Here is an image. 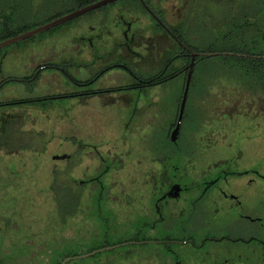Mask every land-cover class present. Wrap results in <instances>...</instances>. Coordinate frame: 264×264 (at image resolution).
Here are the masks:
<instances>
[{
  "label": "rangeland",
  "instance_id": "1",
  "mask_svg": "<svg viewBox=\"0 0 264 264\" xmlns=\"http://www.w3.org/2000/svg\"><path fill=\"white\" fill-rule=\"evenodd\" d=\"M88 1L92 0H19L25 14H21L19 24L34 28L66 12L73 4ZM147 5L161 12L170 24H178L192 50L202 53L230 52L235 47L248 51L250 31H264V0H149ZM130 21L144 33L137 47L147 43V54L152 58L148 63L160 67L163 62L153 59L155 52L166 47L170 56L175 51L173 40L148 29L152 26L151 17L137 0H116L1 47L0 81L8 76L24 80L10 81L0 88V103L71 92L75 87L54 68L43 69L40 78L27 79L36 68L49 62L55 67H64L69 59L83 63L87 55L85 35L91 30L98 32L99 27L112 32L105 30L100 35L108 52L114 38L123 39L122 30ZM243 35L244 42L234 43ZM222 54L202 58V68L195 73L189 90L191 98L179 144L190 148L183 159L186 180L190 182L197 180L195 176L200 172L217 170L228 161L233 162L235 170L258 163L264 173V88L249 82L247 75L250 70L256 79H264V61ZM175 64L181 66L182 62ZM70 69L82 79L90 73L85 67ZM123 77L122 71L108 72L100 86L116 85ZM178 84L179 80L174 79L167 88L152 89L149 114L140 116L120 114L119 106L128 104L124 94L0 106V264H55L57 258L61 260L68 253L90 252L123 239L120 234L128 231V208L146 205V193L156 192L154 185L149 191L146 189L144 172H156L165 163L153 148L145 145V133L151 134L154 142L173 145L166 126L176 120L178 94L170 104L168 96L160 98L154 93ZM143 102L139 100V108ZM164 108H171L166 116ZM130 117L132 120L126 125ZM168 151L176 157L173 149ZM67 152L73 154L72 159L54 158ZM104 169V212L108 217L114 215L122 231H111L107 239L104 231L100 233L102 222L95 214L100 184L90 182ZM82 180L89 183L82 184L78 210L63 217L58 210L57 187L70 182L77 186ZM134 258L126 246H119L67 264L92 263L96 259L100 264H130Z\"/></svg>",
  "mask_w": 264,
  "mask_h": 264
},
{
  "label": "flooded vegetation",
  "instance_id": "2",
  "mask_svg": "<svg viewBox=\"0 0 264 264\" xmlns=\"http://www.w3.org/2000/svg\"><path fill=\"white\" fill-rule=\"evenodd\" d=\"M146 11L152 20V26L148 29L153 33L169 36L175 44L176 61H181L182 53L177 47L178 44H183L177 35L180 33L179 25L170 24L159 11L153 9L151 12L147 7ZM105 30L106 28L99 27L98 32L91 30L85 35L84 44L87 49L84 50L85 53L87 51V55H84L83 63H79L80 60L69 59L64 67L58 66L60 69L57 70L63 71L61 73L64 78L75 87L71 92L58 95L81 99L124 94L128 96V104L119 106V111H122L120 114L140 116L142 113L149 114L153 97L151 94L154 92L152 89L167 88L169 83L173 84V80L178 79V86L154 93L160 98L168 96L169 103L172 104L178 94L181 77L165 74L170 63L169 58L174 57L168 56L166 47L164 50L158 49L153 58L163 64L161 63L160 67H151V63L148 62L152 58L148 57L147 43L143 47H137L144 33L136 23L132 21L127 23L121 33L123 39L113 37L108 52L100 39ZM106 31L112 34L109 29ZM111 56L113 58H109ZM88 59H91L90 62H87ZM44 67L36 68L33 76L27 80L40 78ZM72 67H85L90 73L82 79L76 75L74 69H70ZM118 70L124 73L122 82L100 86L106 73ZM136 99L144 100L143 107H138L139 100ZM163 111L166 116L171 108ZM131 120L130 117L126 125L130 124ZM176 123L177 120L174 123L168 122L166 126L172 147H167L161 140L154 142L152 135L145 133V145L148 144L150 150L153 148L156 155L164 159L165 163L163 168L156 172L150 170L144 172L146 189L149 191L150 186L154 185L156 192L151 190L146 193L143 197L147 200L146 205L140 207L132 205L128 208L129 218L125 219L129 224L128 231L122 232L118 228V221L113 218L114 215L108 217L104 212L105 185L102 177L106 169L90 178V182L98 181L100 184L95 214L102 222L101 235L104 231L107 239L111 231L122 232L123 234H119L123 239L112 246L105 243L90 252L67 254L59 264L69 257L65 264L71 260L82 261L88 255L119 246H126L135 257L130 264H264V173L259 170L258 163L244 170H235L233 162L228 161L217 170L200 172L197 177L195 176L197 180L190 182L186 180L187 173L183 165L184 156L190 153V148L179 144L184 131L183 124L177 139H173ZM146 124L151 125L150 121ZM169 149L175 151V158ZM67 154L69 155L66 158L72 159L73 154L70 152ZM86 181L78 182L77 186H72L70 182L66 185L67 190L77 195ZM234 181L236 185H231ZM88 262L84 261L81 264ZM89 264H100V261L96 259Z\"/></svg>",
  "mask_w": 264,
  "mask_h": 264
},
{
  "label": "trees",
  "instance_id": "3",
  "mask_svg": "<svg viewBox=\"0 0 264 264\" xmlns=\"http://www.w3.org/2000/svg\"><path fill=\"white\" fill-rule=\"evenodd\" d=\"M93 1L96 0H92V1H88V2H79L78 4H73V6L67 10L66 12L60 14L63 15L73 9H76L78 7L84 6L88 3H91ZM147 4H149V0H145ZM137 3L139 4L140 7L143 8V10H146L145 5L143 4V2L141 0H137ZM264 12V9H263ZM21 14L24 16L25 14H23V12L21 11V5L19 3V0H0V41L11 37L19 32L25 31L27 29H29V27H26L24 25H20L19 24V19L21 17ZM58 15V16H60ZM56 16V17H58ZM55 17L48 19L52 20ZM75 19V18H74ZM45 21V22H47ZM252 34L249 36V39L247 40L248 44H251V49H249L248 51L245 50H241L238 49L237 47L229 49L230 52L232 53H226V54H222L225 56H237L240 58H245V59H251V60H255V61H264V31L258 29L257 31H250ZM230 33L225 34L224 36H228ZM178 37L181 39L183 44H178L177 47H179V51L182 53L181 54V62L182 65L178 66L175 64L176 62V56L174 55L176 52H173L171 54V56L174 57H170V63L169 66L165 72V74H172L173 76L177 75L179 77H181V87L178 89V101H177V115L179 113L180 110V105H181V101H182V95H183V91L185 88V84H186V80H187V75H188V70H189V64L191 61V52L187 47L191 48V50L193 49V47L183 39V36L178 33L177 34ZM224 36H221L222 38ZM243 36L239 37V40H234V43H237L239 41L244 42ZM199 52V51H197ZM210 52H213V50H210ZM215 55L213 54H198L195 58V63H194V69H193V74H192V79H191V85H190V90L193 84V81L195 79V73H197L198 71H200V69L202 68V66H200V61L202 60V58H207V57H211ZM217 55V54H216ZM47 65V66H46ZM45 66L44 68H56V69H60L59 67H55L51 65V62L47 63V64H43L41 66H39L38 68L40 69L41 67ZM43 68V69H44ZM198 70V71H197ZM63 73V71H61ZM254 71H248L247 75L251 78V81L249 82H253L256 84H262L263 88H264V79L262 78V80H258L256 79L253 75H254ZM32 75H30L28 78L32 77ZM174 78V77H173ZM23 81L24 78H19L18 76H8L7 78L3 79L0 81V88L4 87L8 82L13 81ZM35 79V78H34ZM33 80V79H32ZM239 83V82H238ZM240 84V83H239ZM251 84V83H250ZM241 85V84H240ZM242 87V85H241ZM252 90V89H251ZM72 95H70L71 97ZM69 97L67 95H53V96H49L47 98H40V97H33V98H14L11 101L8 102H2L0 103V106H7V105H20L22 103H34L37 102L38 100H53V99H61V98H66ZM190 91H189V95H188V99H187V104L190 101ZM186 104V106H187ZM187 113V107L185 109L184 112V117L183 120L186 116ZM176 120H177V116H176ZM175 120V122H176ZM183 122V121H182ZM19 148H21V146H19ZM56 180L58 182L59 178L56 177ZM60 185V183L56 186ZM57 191H56V196H57V202H58V210L60 215L67 216L68 213L71 214H75L76 211L78 210V201H79V194L76 195V193H69V191L67 190V186L63 185V187H57ZM65 219V218H64ZM69 254V253H68ZM4 260V259H3ZM60 263V259H56L55 260V264H59Z\"/></svg>",
  "mask_w": 264,
  "mask_h": 264
},
{
  "label": "water",
  "instance_id": "4",
  "mask_svg": "<svg viewBox=\"0 0 264 264\" xmlns=\"http://www.w3.org/2000/svg\"><path fill=\"white\" fill-rule=\"evenodd\" d=\"M116 0H96V1H93L91 3H88L84 6H81V7H78L76 9H73L63 15H60L58 17H55L54 19L52 20H49L43 24H40L34 28H30L28 30H25L23 32H20V33H17L11 37H8V38H5L3 40L0 41V48L1 47H4V46H7V45H10L14 42H17V41H20V40H23L27 37H31V36H34V35H37L39 33H42L50 28H53L57 25H60L64 22H67L69 20H72L86 12H89L91 10H94L96 8H99L103 5H106L108 3H111V2H114ZM145 6L148 8V10H150L151 12H153L149 6L147 5L146 1L145 0H141ZM184 45V44H183ZM185 46V45H184ZM192 54L191 56V61H190V64H189V70H188V75H187V80H186V84H185V88H184V91H183V95H182V101H181V105H180V110H179V114H178V119H177V123H176V126H175V129H174V132H173V139L176 140L177 137H178V133H179V130L181 128V124H182V120H183V116H184V112H185V108H186V104H187V99H188V95H189V90H190V84H191V79H192V74H193V69H194V63H195V58L198 54H220V53H232V52H208V53H202V52H197V51H194V50H191V48L187 47ZM69 154L67 153H63V154H56L54 156V158L56 159H64L66 157H68ZM69 258H66L65 260L62 261L61 264H65L67 260H69Z\"/></svg>",
  "mask_w": 264,
  "mask_h": 264
}]
</instances>
